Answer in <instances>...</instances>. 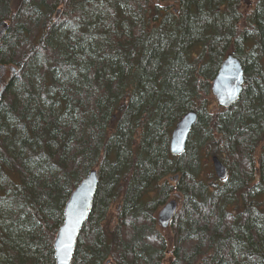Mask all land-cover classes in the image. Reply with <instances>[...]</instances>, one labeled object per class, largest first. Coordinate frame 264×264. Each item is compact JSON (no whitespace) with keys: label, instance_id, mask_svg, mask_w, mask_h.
Masks as SVG:
<instances>
[{"label":"trees","instance_id":"obj_1","mask_svg":"<svg viewBox=\"0 0 264 264\" xmlns=\"http://www.w3.org/2000/svg\"><path fill=\"white\" fill-rule=\"evenodd\" d=\"M0 26V64L16 69L0 97V264H55L65 203L91 170L71 264H264V0H0ZM229 54L244 88L212 108ZM190 111L174 156L171 131Z\"/></svg>","mask_w":264,"mask_h":264},{"label":"water","instance_id":"obj_2","mask_svg":"<svg viewBox=\"0 0 264 264\" xmlns=\"http://www.w3.org/2000/svg\"><path fill=\"white\" fill-rule=\"evenodd\" d=\"M243 82V69L240 61L231 54L227 55L211 82V93L217 104L224 109L230 108L240 96ZM196 119L197 114L190 111L176 123L169 140V151L172 155L178 156L185 150ZM211 164L215 177L224 180L227 177V169L217 156L211 157ZM175 179H177V176H175ZM97 184L96 171H89L76 185L66 201L63 210V222L53 240L55 264H71L74 244L79 230L91 210ZM176 209L177 202L175 200L168 201L160 209L157 214V221L162 228L168 227ZM68 234L72 237L71 248L65 251L64 246L69 243Z\"/></svg>","mask_w":264,"mask_h":264},{"label":"rangeland","instance_id":"obj_3","mask_svg":"<svg viewBox=\"0 0 264 264\" xmlns=\"http://www.w3.org/2000/svg\"><path fill=\"white\" fill-rule=\"evenodd\" d=\"M15 1V0H14ZM18 1H20V0H18ZM102 14L104 15V17L106 18V11H103L102 12ZM68 26H66L65 25V27H61V28H59V29H57L56 31H55V33H54V36L52 37V40H51V43H52V45H54V46H61L65 41H66V38H67V34H68V28H67ZM40 64H39V62L37 61V62H33L28 68H27V70H26V72H25V75L28 77V79H29V81H30V83L34 86V87H36V84H37V81H38V70L40 69ZM14 71H16V69L14 70ZM13 74H11V72H10V70H7V72L6 73H4V74H0V80H1V82H0V86L1 87H5L7 84H8V82H10V80H11V76H12ZM18 78H16L15 80H14V82H13V89L15 90V93H16V95L18 96L19 94H20V91H19V84H18ZM217 105V103H216V101H215V99L213 98L212 100H211V106H212V108L214 107V106H216ZM56 111H58L59 112V115H61L62 113L60 112V107L58 106V105H56ZM70 117H69V115L68 114H63L62 116H61V120L63 121V120H67V119H69ZM208 168H207V170L208 171H210V172H212V166H211V163H210V161L208 162ZM176 199V200H178L176 197H174V196H171V198L170 199ZM169 199V200H170ZM178 208H179V202H178ZM112 225H113V223H112ZM111 225V226H112ZM162 232V234H163V236L165 237V239H167V241L169 240L170 241V233H168V230L167 231H161Z\"/></svg>","mask_w":264,"mask_h":264},{"label":"flooded vegetation","instance_id":"obj_4","mask_svg":"<svg viewBox=\"0 0 264 264\" xmlns=\"http://www.w3.org/2000/svg\"><path fill=\"white\" fill-rule=\"evenodd\" d=\"M12 1H14V0H12ZM2 27L0 26V37H1V34L3 33ZM0 66H1L0 67V74H4V73L7 72V70H10L11 68H13V67H10L9 65H6V64H0ZM0 82H1V80H0ZM2 91H3V87L0 86V97H1ZM159 210L160 209H158L157 212H156V214H155V220H156V223L157 224H158L157 214H158ZM102 264H117V263L115 261H113V259L107 258Z\"/></svg>","mask_w":264,"mask_h":264},{"label":"snow or ice","instance_id":"obj_5","mask_svg":"<svg viewBox=\"0 0 264 264\" xmlns=\"http://www.w3.org/2000/svg\"><path fill=\"white\" fill-rule=\"evenodd\" d=\"M67 238H68V241L69 243H67L65 246H64V250L67 251L71 248V240H72V237L70 234L67 235Z\"/></svg>","mask_w":264,"mask_h":264}]
</instances>
